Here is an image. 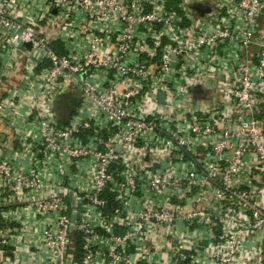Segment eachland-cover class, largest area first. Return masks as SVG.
Returning a JSON list of instances; mask_svg holds the SVG:
<instances>
[{
    "label": "built area",
    "instance_id": "2783aa9c",
    "mask_svg": "<svg viewBox=\"0 0 264 264\" xmlns=\"http://www.w3.org/2000/svg\"><path fill=\"white\" fill-rule=\"evenodd\" d=\"M0 264H264V0H0Z\"/></svg>",
    "mask_w": 264,
    "mask_h": 264
}]
</instances>
